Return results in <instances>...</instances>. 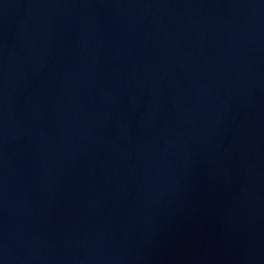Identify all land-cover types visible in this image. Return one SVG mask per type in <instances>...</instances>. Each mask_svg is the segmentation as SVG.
Here are the masks:
<instances>
[{"label": "water", "instance_id": "water-1", "mask_svg": "<svg viewBox=\"0 0 264 264\" xmlns=\"http://www.w3.org/2000/svg\"><path fill=\"white\" fill-rule=\"evenodd\" d=\"M0 264H264V0H0Z\"/></svg>", "mask_w": 264, "mask_h": 264}]
</instances>
